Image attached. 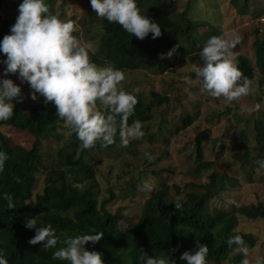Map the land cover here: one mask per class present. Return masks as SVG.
<instances>
[{
  "label": "trees",
  "instance_id": "obj_1",
  "mask_svg": "<svg viewBox=\"0 0 264 264\" xmlns=\"http://www.w3.org/2000/svg\"><path fill=\"white\" fill-rule=\"evenodd\" d=\"M251 1L230 0L229 5L239 15L245 16L249 13ZM2 3L4 0H0V8ZM46 3L50 8L51 0H46ZM171 3L172 0H138L141 11L161 27V36L156 39H152L149 33L148 37L140 40L125 32L122 26L101 18L102 33L93 62L98 66L111 65L124 73L152 67L161 71L160 63L155 60L159 53L171 52L177 56L184 49L195 47L200 50L206 40H200L196 31L206 23L187 17L188 2L181 13L173 15L168 10ZM11 25L13 22L0 16V39L9 34ZM252 48L254 64L243 55L235 57L239 69L250 81L256 73L264 78V39L257 35ZM7 77L17 78L15 74ZM131 92L138 98V103L129 123L134 119L140 120L142 127L152 121L155 106L169 102L168 97L156 92H150L149 98ZM13 112V116L4 123L32 136L33 143L30 148L12 145L0 131V150L9 155L4 171L0 172V194H11L15 206L8 209L7 201L0 197V249H3L8 264H69L66 260L53 259L56 248H43V242L28 243L35 235L34 229L24 226L25 218L30 216H36L40 223L50 224L57 235L63 234L61 239L92 231L102 232L98 242H89L85 247L99 252L104 264H138L142 251L148 255L168 253L176 264H185L180 256L185 251H194L197 240L209 248L208 264H240L242 254L234 245L229 247L226 244L227 238L239 234L249 249L254 246L256 240L251 234L236 231L238 217L264 221V203L232 206L229 209L211 208L209 204L235 187V178L213 172L206 176V182L189 183L185 189L164 184L145 200L136 223L123 230L119 226V210L110 213L106 209V205L114 199L113 193L108 191L109 197L98 203L91 183L94 171L84 160L83 150L77 154L75 144L69 143L71 152L64 153L65 170L49 169L43 164L40 143L52 137L62 121L58 118L55 105L52 102L45 104L44 98L38 95V99L28 107L24 99L16 103ZM191 123L192 118L184 119L182 128ZM253 129L256 161L264 156V115L255 119ZM205 139L207 131H202L195 138L197 164L193 172L199 178L216 167L215 162L204 160L202 143ZM234 157L247 164L248 148L244 147L242 153L234 154ZM41 169L47 174V184L33 196L36 175ZM254 170H258L256 165ZM76 176L88 181L87 188L77 185L76 179H73ZM177 200L181 203L180 209H175L173 202ZM61 246L58 243L56 247Z\"/></svg>",
  "mask_w": 264,
  "mask_h": 264
},
{
  "label": "rangeland",
  "instance_id": "obj_2",
  "mask_svg": "<svg viewBox=\"0 0 264 264\" xmlns=\"http://www.w3.org/2000/svg\"><path fill=\"white\" fill-rule=\"evenodd\" d=\"M21 2L4 0L0 8L1 18L14 24ZM51 2L50 12L61 19L75 21L74 35L81 43L91 42L90 59L93 62L102 33L101 17L96 16L89 0ZM186 3L189 7L187 17L206 23L196 31L200 40L207 41L208 36H226L236 32L240 42L233 49L235 57L243 55L254 64L252 43L257 35L264 39V0H252L249 13L245 16L239 15L229 5L230 0H172L168 10L173 15L181 13ZM167 53H159L155 58L160 63L161 71L152 67L126 72L125 80L120 85L134 93H141L145 98H149L150 92H156L169 99L167 105L154 107L153 119L143 125L145 135L141 139H131L127 146H122L117 136L111 145L97 142L94 147L85 149L73 136L75 134L69 126L61 121L52 137L40 143L43 164L49 169L65 170L64 153L71 152L69 143L75 144L77 154L83 150L84 160L94 171L91 183L95 197L100 203L109 197L108 191L113 193L114 199L106 205V209L110 213L119 210V226L123 230L136 223L145 200L162 185L185 189L189 183L206 182V176L213 172L235 178L237 185L219 199L211 200V208L229 209L232 206L264 203V169L254 170L257 147L253 129L255 119L264 115V78L256 73L249 95L241 96L238 101L226 102L222 97L207 95L200 80L191 73L192 65L201 63L200 50L195 47L184 49L177 56ZM161 54H165L163 58ZM5 58L0 54V60ZM3 67L0 65V74ZM186 75H192L190 84L183 80ZM9 79L20 85L26 107L34 102L27 83L21 84L17 78ZM257 103L260 104L259 109L255 108ZM186 118H192V123L182 128ZM0 131L12 145L30 148L33 143L32 136L8 126L4 121H0ZM202 131H207V139L202 143L204 160L215 162L216 167L199 178L193 172L197 164L194 146L196 136ZM244 147L249 152L245 165L234 157V154H241ZM145 151L151 154V160L145 158ZM43 171L41 169L36 175L33 196L47 184V174ZM72 176L73 173L70 174ZM73 179H76L78 186L87 188V180H81L78 176ZM145 181L154 185L151 193L143 191ZM236 231L255 238L254 246L249 249L250 259L256 255L264 256L263 220L238 217Z\"/></svg>",
  "mask_w": 264,
  "mask_h": 264
},
{
  "label": "clouds",
  "instance_id": "obj_3",
  "mask_svg": "<svg viewBox=\"0 0 264 264\" xmlns=\"http://www.w3.org/2000/svg\"><path fill=\"white\" fill-rule=\"evenodd\" d=\"M89 3L96 16L122 26L131 36L140 40L149 33L152 39L161 36L160 25L141 11L138 0H89ZM75 32V21L51 13L46 0H22L9 34L0 39V54L6 57L0 60V65L4 66L0 74V121L9 120L15 104L23 99L20 85L6 78L15 74L21 84H28L33 101L39 95L45 104L55 105L58 118L69 126L83 148L94 147L97 142L111 145L117 136L122 146H127L131 139H141L145 135L142 121L134 119L129 123L138 98L120 87L125 80L124 72L111 65L101 67L92 62L91 42L81 43ZM239 42V34L232 32L209 37L200 49L201 63H194L191 73L200 80L207 95L234 102L250 94L251 81L239 69L233 51ZM164 55L161 54V58ZM183 80L190 84L192 75L184 76ZM255 108L259 109L260 104ZM144 156L152 159L147 151ZM8 159L9 155L0 150V172L4 171ZM255 165L258 170L264 169V157L257 159ZM142 189L151 193L154 185L145 181ZM0 197L7 201L8 209L15 208L11 194L2 193ZM173 203L175 209L181 208L179 200ZM24 226L35 230L28 243L43 242V248H56L53 259L66 260L69 264H104L99 252L85 247L89 242H98L102 232L61 239L63 234L57 235L56 229L38 222L36 216L26 217ZM58 243L62 245L59 248ZM226 244L234 245L241 252L240 264H264V256L249 258V247L241 235L229 236ZM208 252V246L197 240L195 250L183 252L180 259L185 264H208ZM0 264H8L3 249H0ZM138 264H176V261L168 253L148 255L142 251Z\"/></svg>",
  "mask_w": 264,
  "mask_h": 264
}]
</instances>
